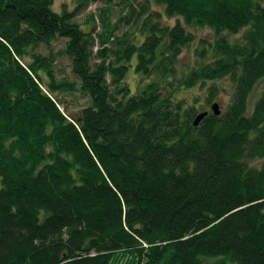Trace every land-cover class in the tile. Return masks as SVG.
Returning <instances> with one entry per match:
<instances>
[{
  "label": "trees",
  "instance_id": "obj_1",
  "mask_svg": "<svg viewBox=\"0 0 264 264\" xmlns=\"http://www.w3.org/2000/svg\"><path fill=\"white\" fill-rule=\"evenodd\" d=\"M76 1L0 0V264H264L262 0H103L100 31ZM187 26L215 38L180 74ZM59 38L78 81L37 51ZM226 77L230 103L194 125ZM75 91L89 103L63 112L58 94Z\"/></svg>",
  "mask_w": 264,
  "mask_h": 264
},
{
  "label": "rangeland",
  "instance_id": "obj_2",
  "mask_svg": "<svg viewBox=\"0 0 264 264\" xmlns=\"http://www.w3.org/2000/svg\"><path fill=\"white\" fill-rule=\"evenodd\" d=\"M76 0H54V9L56 11H60L63 6H67L68 8L71 9H76ZM262 3L264 5V0H262ZM105 4L103 0H88V3L84 5L80 9V13L76 16V20L82 24L81 27L82 29H87L90 27L92 20L89 23L90 17L94 18V21L96 25L98 26V31L101 30V18L100 14L102 13V9L104 8ZM114 10L118 11L120 10V6H115L113 8ZM153 10L160 11L162 13V24L163 25H169L172 26L174 25L178 19L183 23L182 18H177V17H169L164 13V8L160 5L153 4L152 5ZM127 13L126 9H123V11H120V15H115L113 18V22H116L119 24V30L117 31L118 34H122L123 32L131 31L132 29L130 28L131 24L126 23L125 19H120L121 15H124ZM88 21V22H87ZM93 21V22H94ZM187 29L195 34V41L191 43L189 46L184 47L180 57H179V73H186L188 71V68L190 66H193L196 61V47L199 44L200 39H206L209 41H213L215 38V32L211 28L208 27H197V26H187ZM242 32L238 34H233L230 35L231 39H240ZM66 44V38H59L56 39L51 45H44L41 44L38 48L37 51L42 53L43 55H47L53 60V68L54 72L56 75V79L60 80L63 78H66L68 80H75L78 81L76 76L72 73L71 70V59L63 53V50L65 48ZM136 56L133 57V60L131 62V67L128 70V73L126 75L125 81L131 88L132 92H136V90L143 85L146 81L147 78L141 76L139 73L136 72ZM218 85V93L215 96V99L213 102H218L220 104L221 110H224L228 104L231 101V97L233 94V83L230 80L229 77L220 79L217 81ZM263 86V81L259 82L257 85L256 89L253 92L252 99H251V104H253L254 99L260 95V90ZM193 94H199L201 97L199 101L197 102V105L203 106L205 105V95L204 92L198 88H194L191 93H188L186 89L183 87L177 91L176 95L178 97H183V96H190L189 101H193L192 95ZM58 98L61 99V102L59 103L60 109L63 110L65 113H77L81 110L82 107L87 105L89 103V99L87 96H83L80 94V92L75 91L74 93H59ZM211 105H205L203 108L204 110L207 111H212ZM263 160H259L255 162L256 165H260ZM219 259L215 258H207L204 259V264H218Z\"/></svg>",
  "mask_w": 264,
  "mask_h": 264
},
{
  "label": "water",
  "instance_id": "obj_3",
  "mask_svg": "<svg viewBox=\"0 0 264 264\" xmlns=\"http://www.w3.org/2000/svg\"><path fill=\"white\" fill-rule=\"evenodd\" d=\"M211 109H212V112L216 115H219L221 113V108H220V104L218 102H213L212 105H211ZM209 112L206 110V111H202L200 112L195 120H194V125H198L199 122L208 114Z\"/></svg>",
  "mask_w": 264,
  "mask_h": 264
}]
</instances>
